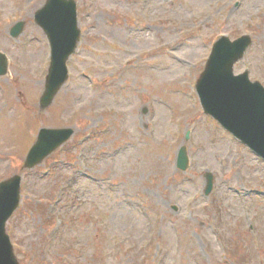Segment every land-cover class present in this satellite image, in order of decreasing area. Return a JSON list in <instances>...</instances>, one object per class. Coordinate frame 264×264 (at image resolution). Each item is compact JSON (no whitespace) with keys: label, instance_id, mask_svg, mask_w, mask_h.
Returning a JSON list of instances; mask_svg holds the SVG:
<instances>
[{"label":"rangeland","instance_id":"rangeland-1","mask_svg":"<svg viewBox=\"0 0 264 264\" xmlns=\"http://www.w3.org/2000/svg\"><path fill=\"white\" fill-rule=\"evenodd\" d=\"M75 1L69 80L42 109L50 46L35 16L47 0H0V183L22 176L7 223L20 264H264V160L194 88L223 36L252 37L234 70L264 84V0ZM41 129L73 134L25 168Z\"/></svg>","mask_w":264,"mask_h":264},{"label":"water","instance_id":"water-1","mask_svg":"<svg viewBox=\"0 0 264 264\" xmlns=\"http://www.w3.org/2000/svg\"><path fill=\"white\" fill-rule=\"evenodd\" d=\"M36 22L44 30L51 46V65L46 89L41 98V108H48L69 78L67 61L75 53L81 37L78 25L77 3L74 0H48L36 15ZM25 24H17L11 35L17 38ZM250 36L232 42L228 37L217 41L206 68L197 82L204 112L213 116L238 140L264 159V87L252 82L249 73L235 75L234 66L252 45ZM8 72L6 55L0 52V76ZM73 131L41 130L32 147L25 168L31 169L64 144ZM189 165L186 147L179 152L178 167L185 171ZM206 194L213 188V176H207ZM21 176L0 183V264H19L14 254L7 221L20 204Z\"/></svg>","mask_w":264,"mask_h":264},{"label":"bare ground","instance_id":"bare-ground-1","mask_svg":"<svg viewBox=\"0 0 264 264\" xmlns=\"http://www.w3.org/2000/svg\"><path fill=\"white\" fill-rule=\"evenodd\" d=\"M160 72V71H159Z\"/></svg>","mask_w":264,"mask_h":264}]
</instances>
